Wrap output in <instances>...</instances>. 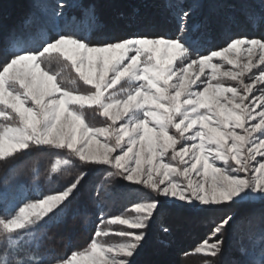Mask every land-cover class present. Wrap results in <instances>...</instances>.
Listing matches in <instances>:
<instances>
[{
    "label": "snow or ice",
    "instance_id": "6c2138e0",
    "mask_svg": "<svg viewBox=\"0 0 264 264\" xmlns=\"http://www.w3.org/2000/svg\"><path fill=\"white\" fill-rule=\"evenodd\" d=\"M260 3V12L243 6L248 32H235L215 47L187 31L80 34L59 23L65 0L55 8L36 5L48 18L37 35L9 32L0 49V158L51 152L60 156L53 172L77 165L105 169L129 194L138 188L151 195L132 204L134 213L101 216L103 227L96 226L83 249L51 262L34 261L22 248L20 230L38 222L51 227L78 211L86 215L87 209L71 207L85 177L81 172L56 194L0 215V264H135L166 204L207 212L264 203V0ZM82 7L95 23L96 6ZM189 16L182 11V20ZM36 22V13H30L23 24ZM232 219L223 218L194 249L205 256L203 264H215L223 252ZM110 225L127 226L119 229L118 243L105 239Z\"/></svg>",
    "mask_w": 264,
    "mask_h": 264
},
{
    "label": "trees",
    "instance_id": "16d2710c",
    "mask_svg": "<svg viewBox=\"0 0 264 264\" xmlns=\"http://www.w3.org/2000/svg\"><path fill=\"white\" fill-rule=\"evenodd\" d=\"M59 0H0V49L11 30L27 35L42 32L48 18L37 4L55 8ZM60 24H67L80 34L98 37L104 33L124 29L167 35L188 34L206 42L208 47L222 45L235 32L246 33L242 20L245 5H253L260 12V0H65ZM83 5H95L97 20L92 23L83 12ZM182 11L190 12L182 20ZM36 13L37 22L24 26L25 17ZM182 25L186 29L182 30ZM39 39H37V44ZM35 46V45H34ZM60 156L46 151H33L14 160L0 158V215H13L25 204L56 194L81 172L85 177L72 202L74 210L66 222L51 227L38 224L30 234L21 232L22 248L34 261L51 262L64 258L73 250H81L90 243L100 218L105 220L128 214L134 202L151 193L143 189L129 191L119 180L108 178L107 170L64 167L53 172ZM7 209V211H4ZM229 214L233 219L224 232L223 252L215 264H250L264 258V203L216 206L207 212L166 204L149 229L144 247L135 257V264H203L205 256L194 249L210 235L211 230ZM103 227V225H100ZM162 227H168L164 233ZM108 228L119 229L118 225ZM107 239V237L105 238ZM109 239V238H108ZM0 258L3 252L0 251Z\"/></svg>",
    "mask_w": 264,
    "mask_h": 264
},
{
    "label": "rangeland",
    "instance_id": "374dc122",
    "mask_svg": "<svg viewBox=\"0 0 264 264\" xmlns=\"http://www.w3.org/2000/svg\"><path fill=\"white\" fill-rule=\"evenodd\" d=\"M246 56H247V53H241V59H246ZM218 60V58H217ZM216 62V61H214ZM225 66H228V65H225ZM2 119L3 118H0V122H2ZM54 195V194H52ZM151 195V194H150ZM36 202V201H35ZM35 202H30L28 204H31V203H35ZM259 203V202H257ZM23 207V206H22ZM19 211V210H18ZM18 211L16 213H18ZM128 213H134V209L131 208L130 211H128ZM39 224V222H38ZM123 227H127V226H119V229L120 228H123ZM37 227H31V228H28L27 230H20L21 232H26V233H32ZM119 229H114V228H108L107 231L109 232V237H107V239L109 240V242L111 243H118L119 242V236H118V231Z\"/></svg>",
    "mask_w": 264,
    "mask_h": 264
}]
</instances>
